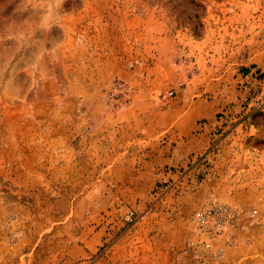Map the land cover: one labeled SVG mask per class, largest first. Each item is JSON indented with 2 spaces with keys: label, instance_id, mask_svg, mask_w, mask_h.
Here are the masks:
<instances>
[{
  "label": "rangeland",
  "instance_id": "374dc122",
  "mask_svg": "<svg viewBox=\"0 0 264 264\" xmlns=\"http://www.w3.org/2000/svg\"><path fill=\"white\" fill-rule=\"evenodd\" d=\"M261 92L264 0H0V264H264Z\"/></svg>",
  "mask_w": 264,
  "mask_h": 264
},
{
  "label": "built area",
  "instance_id": "2783aa9c",
  "mask_svg": "<svg viewBox=\"0 0 264 264\" xmlns=\"http://www.w3.org/2000/svg\"><path fill=\"white\" fill-rule=\"evenodd\" d=\"M168 94H171V91H169ZM260 95L263 97V100H264V92H261ZM220 212H221V208L218 207V206H216V208H214L212 210V213H210L209 210H208V212H204V211L196 212V216L195 217H196V220H197V224L201 225V224L205 223L206 219L208 217L214 219L215 215L218 216ZM132 215H133V211L132 210H128L126 212V214H125V219L126 220H130ZM202 229H200V230L204 232V230H202ZM200 243H201V246L204 247V248L208 247L209 244H210L209 241H207V240H202V241H200Z\"/></svg>",
  "mask_w": 264,
  "mask_h": 264
},
{
  "label": "clouds",
  "instance_id": "9594fccd",
  "mask_svg": "<svg viewBox=\"0 0 264 264\" xmlns=\"http://www.w3.org/2000/svg\"><path fill=\"white\" fill-rule=\"evenodd\" d=\"M65 0H51L52 5L55 7V11L59 13L60 9H62ZM26 10V9H25ZM56 26L55 24L50 25V27Z\"/></svg>",
  "mask_w": 264,
  "mask_h": 264
},
{
  "label": "crops",
  "instance_id": "0c3cea01",
  "mask_svg": "<svg viewBox=\"0 0 264 264\" xmlns=\"http://www.w3.org/2000/svg\"><path fill=\"white\" fill-rule=\"evenodd\" d=\"M244 76H245V75H244ZM187 150H189V148H187ZM187 150H186V151H187Z\"/></svg>",
  "mask_w": 264,
  "mask_h": 264
}]
</instances>
